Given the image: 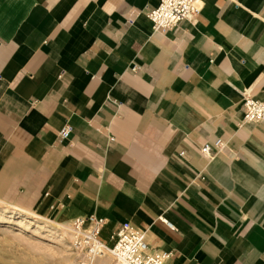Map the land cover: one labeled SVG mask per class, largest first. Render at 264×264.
Returning <instances> with one entry per match:
<instances>
[{
  "label": "crops",
  "instance_id": "crops-1",
  "mask_svg": "<svg viewBox=\"0 0 264 264\" xmlns=\"http://www.w3.org/2000/svg\"><path fill=\"white\" fill-rule=\"evenodd\" d=\"M158 3L0 0V201L105 217L109 245L130 222L165 264H264V122L243 121L264 92V0H199L165 30Z\"/></svg>",
  "mask_w": 264,
  "mask_h": 264
},
{
  "label": "built area",
  "instance_id": "built-area-1",
  "mask_svg": "<svg viewBox=\"0 0 264 264\" xmlns=\"http://www.w3.org/2000/svg\"><path fill=\"white\" fill-rule=\"evenodd\" d=\"M199 0H159L158 5L146 9V16L155 30H165L177 27L186 19L195 18L200 12ZM136 67L134 66L133 69ZM243 121L264 122V92L261 98L245 95L243 100ZM71 127L66 124L60 131L62 138H68ZM222 138L206 142L201 146V152L210 156L224 147ZM168 226L174 227L168 219L161 217ZM106 218L95 214L76 216L69 224V244L77 253L73 264H93L96 259L110 254L113 264H165L172 251L152 250L147 242L146 231L124 222L112 235V244L102 238V230Z\"/></svg>",
  "mask_w": 264,
  "mask_h": 264
},
{
  "label": "rangeland",
  "instance_id": "rangeland-1",
  "mask_svg": "<svg viewBox=\"0 0 264 264\" xmlns=\"http://www.w3.org/2000/svg\"><path fill=\"white\" fill-rule=\"evenodd\" d=\"M76 257L67 224L0 201V264H73Z\"/></svg>",
  "mask_w": 264,
  "mask_h": 264
},
{
  "label": "bare ground",
  "instance_id": "bare-ground-1",
  "mask_svg": "<svg viewBox=\"0 0 264 264\" xmlns=\"http://www.w3.org/2000/svg\"><path fill=\"white\" fill-rule=\"evenodd\" d=\"M20 218H21V219H24V217H23V216H20Z\"/></svg>",
  "mask_w": 264,
  "mask_h": 264
}]
</instances>
